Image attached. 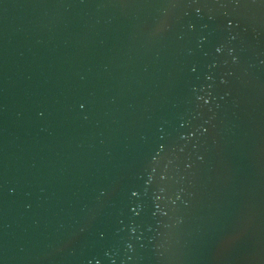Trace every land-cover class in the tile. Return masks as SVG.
Returning <instances> with one entry per match:
<instances>
[{"label":"water","instance_id":"obj_1","mask_svg":"<svg viewBox=\"0 0 264 264\" xmlns=\"http://www.w3.org/2000/svg\"><path fill=\"white\" fill-rule=\"evenodd\" d=\"M0 264H264V0H0Z\"/></svg>","mask_w":264,"mask_h":264}]
</instances>
